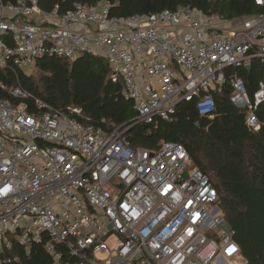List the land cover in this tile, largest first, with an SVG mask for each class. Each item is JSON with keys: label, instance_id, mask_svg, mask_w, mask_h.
<instances>
[{"label": "built area", "instance_id": "built-area-1", "mask_svg": "<svg viewBox=\"0 0 264 264\" xmlns=\"http://www.w3.org/2000/svg\"><path fill=\"white\" fill-rule=\"evenodd\" d=\"M262 12L234 23L189 7L116 18L108 0L74 3L47 16L38 0H0V69L24 70L38 58L74 61L103 50L110 80L121 79L134 124L170 122L182 102L210 117V91L229 82L230 102L248 130L264 84L250 96L236 73L264 64ZM0 90L4 85L0 82ZM18 103L0 98V264H19L38 246L49 264H230L240 257L234 233L209 178L191 166L185 148L165 142L134 148L115 128L80 122L82 112L54 109L19 87Z\"/></svg>", "mask_w": 264, "mask_h": 264}, {"label": "trees", "instance_id": "trees-1", "mask_svg": "<svg viewBox=\"0 0 264 264\" xmlns=\"http://www.w3.org/2000/svg\"><path fill=\"white\" fill-rule=\"evenodd\" d=\"M16 0H1L12 5ZM102 0H38V6L59 13L74 3L95 6ZM109 15L116 18L158 14L189 6L205 15L216 14L225 21L255 16L262 12L252 0H108ZM37 77L20 70L0 69V98L18 103L9 92L15 87L39 98L54 109L82 112L80 122L111 131L120 128L134 148L157 150L165 142L182 145L191 166L202 171L216 189L219 207L234 233V241L245 264H264V103L256 111L260 129L246 128L244 113L230 102L229 82L210 91L215 103L212 118L200 117L195 102H182L170 122L134 124L133 103L124 95L121 79L110 80L111 68L103 57L85 54L74 61L41 57L33 62ZM226 80L236 73L251 96L258 83L264 84V64L252 60L250 69L227 68ZM19 264H49L38 246L29 256L15 250Z\"/></svg>", "mask_w": 264, "mask_h": 264}, {"label": "crops", "instance_id": "crops-1", "mask_svg": "<svg viewBox=\"0 0 264 264\" xmlns=\"http://www.w3.org/2000/svg\"><path fill=\"white\" fill-rule=\"evenodd\" d=\"M100 3H101V2H100ZM100 3H99V4H100ZM97 5H98V4H97ZM40 9H41V8H40ZM41 12H42L41 16L33 17V23H34V24H42V25H46V24L49 23V22H47V21L45 20L47 16L51 17L52 19L55 18V13H54L53 10H52L51 12H45V11H43V10L41 9ZM56 14H59V12L56 13ZM239 20H240V19H236V20L227 21V22L234 23V22L239 21ZM102 54L105 55V52H104L103 50H100V51L98 52L97 55H98L99 57H103V56H101ZM94 56H96V55H94ZM103 58L105 59V57H103ZM105 61L107 62L106 59H105Z\"/></svg>", "mask_w": 264, "mask_h": 264}, {"label": "rangeland", "instance_id": "rangeland-1", "mask_svg": "<svg viewBox=\"0 0 264 264\" xmlns=\"http://www.w3.org/2000/svg\"><path fill=\"white\" fill-rule=\"evenodd\" d=\"M30 65L28 68L22 70L25 74L30 75L32 77H37V71L35 70V67L33 65ZM230 264H245V261L241 258V256L233 261H231Z\"/></svg>", "mask_w": 264, "mask_h": 264}, {"label": "water", "instance_id": "water-1", "mask_svg": "<svg viewBox=\"0 0 264 264\" xmlns=\"http://www.w3.org/2000/svg\"><path fill=\"white\" fill-rule=\"evenodd\" d=\"M244 68L248 70L250 69V65H246Z\"/></svg>", "mask_w": 264, "mask_h": 264}]
</instances>
